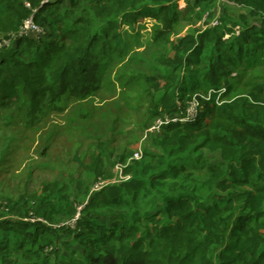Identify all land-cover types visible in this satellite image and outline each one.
I'll use <instances>...</instances> for the list:
<instances>
[{
    "label": "trees",
    "instance_id": "16d2710c",
    "mask_svg": "<svg viewBox=\"0 0 264 264\" xmlns=\"http://www.w3.org/2000/svg\"><path fill=\"white\" fill-rule=\"evenodd\" d=\"M228 1L247 12L225 9L223 25L170 39L192 14L213 16L217 0H0V39L30 17L44 29L0 50V108L21 101L33 121L95 94L111 42L122 55L121 24L151 16L171 53L149 79V120L199 103L194 119L162 124L140 159L137 148L89 153L94 181L116 163L129 179L80 202L58 179L11 198L0 264H264V0Z\"/></svg>",
    "mask_w": 264,
    "mask_h": 264
},
{
    "label": "rangeland",
    "instance_id": "374dc122",
    "mask_svg": "<svg viewBox=\"0 0 264 264\" xmlns=\"http://www.w3.org/2000/svg\"><path fill=\"white\" fill-rule=\"evenodd\" d=\"M225 9L236 14L247 12L228 0H217L211 10L213 16L208 10L203 12L202 19L192 14L191 20H183L177 27L179 31L169 35L170 39L212 26L215 20L224 17ZM223 24L220 20L219 25ZM161 28L162 21L153 16L122 23L119 29L124 41L122 55L121 50L115 52L116 44L111 42L110 55L103 58L107 61H103L100 89L86 99L66 100L62 110L46 108L33 121L21 107V101L0 108L3 211L11 198L56 179L71 186L78 202L86 200L92 191L122 181V166L118 163L109 165L105 177L94 181L86 170L88 156L101 152L103 158L111 154L114 160L125 149L154 148L162 128L153 129L159 121L151 122L148 117L155 91L149 79L166 69L163 59L171 53L167 41L155 39ZM235 29L239 32L240 26ZM206 154L211 160L221 159L219 152L206 151ZM58 220L68 221L65 217Z\"/></svg>",
    "mask_w": 264,
    "mask_h": 264
},
{
    "label": "built area",
    "instance_id": "2783aa9c",
    "mask_svg": "<svg viewBox=\"0 0 264 264\" xmlns=\"http://www.w3.org/2000/svg\"><path fill=\"white\" fill-rule=\"evenodd\" d=\"M48 1V0H46ZM219 21L218 19L214 21L213 24H218ZM34 32L35 34H42L44 32V29L39 26L33 19V17H30L28 19L25 20L23 26L20 29V32L18 34L14 33L11 34L9 36H3L0 39V50L4 47L10 46L13 42V39L17 36V35H27ZM198 101L196 99H193L190 103V105L187 107V111L185 115H181L179 117H174L172 119L167 118V120L163 121V120H159V123L157 126H154L153 129H159L161 127L162 124L164 123H168L169 120H179L182 122L188 121V120H192L196 117L197 113H198ZM157 127V128H156ZM152 129V130H153ZM143 155V152L141 150H137L134 153V158L140 159ZM121 179L123 180H127L129 179L131 176L130 175H125L123 173V171L121 172Z\"/></svg>",
    "mask_w": 264,
    "mask_h": 264
}]
</instances>
